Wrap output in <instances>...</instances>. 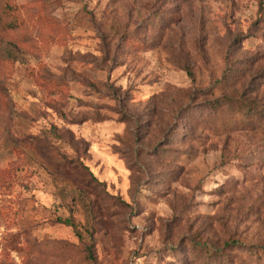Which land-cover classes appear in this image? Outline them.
<instances>
[{"label": "rangeland", "instance_id": "374dc122", "mask_svg": "<svg viewBox=\"0 0 264 264\" xmlns=\"http://www.w3.org/2000/svg\"><path fill=\"white\" fill-rule=\"evenodd\" d=\"M263 123L264 0H0V264H264Z\"/></svg>", "mask_w": 264, "mask_h": 264}, {"label": "trees", "instance_id": "16d2710c", "mask_svg": "<svg viewBox=\"0 0 264 264\" xmlns=\"http://www.w3.org/2000/svg\"><path fill=\"white\" fill-rule=\"evenodd\" d=\"M229 101V100H228ZM219 102H215V104H218ZM260 128L263 129L262 131H264V123L263 125H260ZM86 146V145H85ZM239 244L236 242H229V243H225L222 248H217L215 246H211V252L213 253V256H217L219 254H221L222 250H229V249H233L238 247ZM201 247V246H200Z\"/></svg>", "mask_w": 264, "mask_h": 264}]
</instances>
